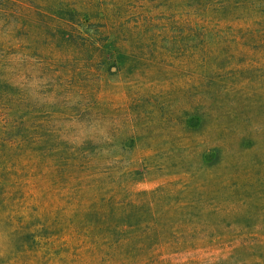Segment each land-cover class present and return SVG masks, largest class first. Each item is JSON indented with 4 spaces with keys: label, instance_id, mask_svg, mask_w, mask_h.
<instances>
[{
    "label": "rangeland",
    "instance_id": "obj_1",
    "mask_svg": "<svg viewBox=\"0 0 264 264\" xmlns=\"http://www.w3.org/2000/svg\"><path fill=\"white\" fill-rule=\"evenodd\" d=\"M0 264H264V0H0Z\"/></svg>",
    "mask_w": 264,
    "mask_h": 264
},
{
    "label": "trees",
    "instance_id": "obj_2",
    "mask_svg": "<svg viewBox=\"0 0 264 264\" xmlns=\"http://www.w3.org/2000/svg\"><path fill=\"white\" fill-rule=\"evenodd\" d=\"M40 236H42V238H44V236H43V235H40Z\"/></svg>",
    "mask_w": 264,
    "mask_h": 264
}]
</instances>
